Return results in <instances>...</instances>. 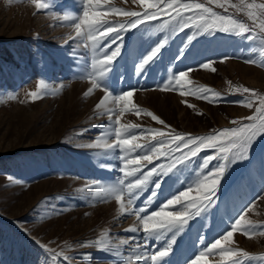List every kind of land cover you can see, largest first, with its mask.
<instances>
[{"label": "rangeland", "instance_id": "obj_1", "mask_svg": "<svg viewBox=\"0 0 264 264\" xmlns=\"http://www.w3.org/2000/svg\"><path fill=\"white\" fill-rule=\"evenodd\" d=\"M51 2L52 8L37 12L31 0H0V264H150L137 258L150 254L163 241L152 239L145 250L142 233L124 231L137 223L135 216L118 215L114 198L101 200L92 196L97 191L96 182L107 186L121 177V153L119 149L90 146L109 120L107 114L95 109L104 92L98 88L91 95H84L91 87L87 76L92 71L94 53L90 46L85 47V40L69 39L75 36L72 22L59 19L82 11L81 0ZM112 2L117 7L142 11L132 0ZM229 11L251 23L242 13ZM110 19L122 22L126 18L111 16ZM162 25L163 18L122 34L121 55L109 77L114 94L134 86L135 104L158 115L177 132L193 136L233 127L231 121L252 115L254 108L236 103L247 94H231L228 82L264 93V66H261L264 44L219 32L205 34L184 50L183 60L176 61L194 29L180 31L173 30V24ZM165 38L167 44L160 59L146 75L137 76L134 66ZM224 57L229 58L221 62ZM249 59L256 63H246ZM207 61L214 62L215 72L199 68ZM187 68L194 69L189 73L193 91L202 85L211 87L222 94L218 102L211 103L198 95H181L179 90L160 89L170 73ZM41 80L45 81L46 94L32 101L27 93L36 91ZM12 96L15 99L9 98ZM129 122L143 128L168 130L145 113L138 117L133 111L125 112L121 123ZM107 140L111 143L114 136L109 135ZM139 142L145 143L143 139ZM212 154V149H204L193 162L177 165L165 177L166 183L162 185L165 195L170 186L173 192L183 191L202 159ZM216 163L213 161L212 165ZM85 185L93 187L80 191ZM148 194L137 201L138 206ZM258 197H264V140L261 139L254 143L246 160L229 165L214 203L189 220L177 237L167 258L170 264H186L200 248L198 236L211 241L233 222L230 218L253 202L246 218L264 225V199ZM105 230L109 242L101 250L93 242ZM260 231L264 228L251 238L234 234L235 246L253 254L264 253V236ZM131 236L137 237L135 242L120 243ZM136 243L141 245L139 249ZM59 252H64L69 260L62 256L53 260ZM208 259L212 264L220 261L218 256Z\"/></svg>", "mask_w": 264, "mask_h": 264}, {"label": "snow or ice", "instance_id": "obj_2", "mask_svg": "<svg viewBox=\"0 0 264 264\" xmlns=\"http://www.w3.org/2000/svg\"><path fill=\"white\" fill-rule=\"evenodd\" d=\"M132 2L140 5L142 11L117 7L112 0H81L82 11L65 14L59 19L72 22L75 36H70L69 39L85 40V47L90 46L94 53L91 62L92 71L87 76L91 87L85 91L84 95L87 97L98 88L104 92L103 97L95 105V109L101 114H107L109 120L102 126L104 131L96 138L95 144L90 146L106 150L119 149L121 153L119 157L122 163L121 177L107 186H101L99 182H96L94 186L97 191L92 192V196L101 200L114 198L118 204V215L133 214L135 216L137 223L130 225L124 231L142 233L145 250L150 240L163 241L150 254L137 259L150 264H170L167 258L173 252L177 237L184 232L189 220L201 215L214 203L221 180L229 165L246 160L254 143L258 139L264 140V93L243 85L232 86L229 81L231 94H247L236 103L249 109L254 108L252 115L231 121L235 125L233 127L215 129L207 135L193 136L177 132L158 115L133 102L134 93L137 91L134 86H130L127 91L121 90L119 94H114L109 77L121 55L122 34L146 22L161 18H163L162 27L173 24L175 26L173 30L194 29L175 57L176 61L183 60L184 50L198 36L205 34L214 35L219 32L264 44V0H236V2L233 0H132ZM31 3L37 12L47 11L53 7L51 0H31ZM215 8L224 11L218 12ZM229 9H234L235 13H242L251 23L238 18ZM111 16H122L126 19L121 22L110 19ZM166 44L167 38L157 43L142 57L134 66L137 76L147 74L151 65L160 59L161 50ZM228 58L224 57L221 62ZM245 62L256 63L254 59ZM213 63V61L201 63L199 68L215 72ZM193 71V68H187L170 73L167 81L159 86L160 89L179 90L181 95H198L199 98L211 103L218 102L222 94L211 87L202 85L193 91L190 87L192 82L189 79V73ZM44 94H46V84L44 80H41L36 91H29L27 97L35 101ZM9 98L15 99L14 96ZM128 111L135 112L138 117L141 113H145L168 130L143 128L132 122L121 123V117ZM109 135L114 136L111 143L107 140ZM141 139L145 143H140ZM204 149H212L213 154L202 159L194 178L187 182L184 190L178 193L173 192L170 186L165 195L162 188V185L166 183L165 177L173 173L177 165L186 166L193 162ZM161 160L168 162L159 163ZM213 161L217 163L212 165ZM9 179L12 178L9 177ZM91 187L93 185H85L80 191ZM146 192L149 194L138 206L137 201H140ZM258 198L264 199V197ZM254 203L242 208L236 217L230 218L233 222L227 224L211 241L205 236H198L200 248L192 253L186 264H212L208 259L210 256H218L219 264H264V253L253 254L235 246L234 234L240 233L251 238L259 229L264 228V225L246 218V213L254 206ZM169 234L171 236L167 238ZM259 234L264 236V231H260ZM136 239V236H131L121 240L120 243L129 244ZM108 242L109 234L105 230L93 243L104 250L108 247ZM43 247L47 248V245ZM135 247L139 249L141 245L136 243ZM57 256H62L65 261L69 260L64 252L56 253L52 259L55 260Z\"/></svg>", "mask_w": 264, "mask_h": 264}]
</instances>
